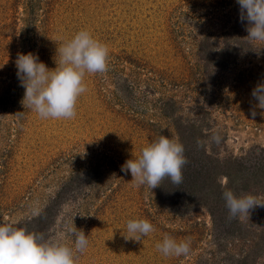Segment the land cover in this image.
Listing matches in <instances>:
<instances>
[{
	"label": "rangeland",
	"instance_id": "rangeland-1",
	"mask_svg": "<svg viewBox=\"0 0 264 264\" xmlns=\"http://www.w3.org/2000/svg\"><path fill=\"white\" fill-rule=\"evenodd\" d=\"M82 29L108 47V70L85 75L75 118L41 119L21 103L15 59L33 52L55 68L57 47ZM227 30L247 36L236 0H0V220L33 218L55 200L46 237L72 246L65 224L82 229L89 243L77 264H235L237 248L213 228L205 207L177 213L156 199V188L136 187L121 171L158 135L177 140L161 110L165 98L187 116L205 111L199 124L219 131L218 157L264 149V110L251 115L252 89L264 80V45L253 42L256 51L201 88L198 39ZM246 194L264 202L261 193ZM258 212L241 219L256 226ZM134 218L154 228L141 241L125 239ZM165 234L190 240L189 253H159ZM263 262L260 252L251 264Z\"/></svg>",
	"mask_w": 264,
	"mask_h": 264
},
{
	"label": "clouds",
	"instance_id": "clouds-1",
	"mask_svg": "<svg viewBox=\"0 0 264 264\" xmlns=\"http://www.w3.org/2000/svg\"><path fill=\"white\" fill-rule=\"evenodd\" d=\"M236 2L239 5V20L247 31L246 37L250 42L264 45V0ZM261 49L264 47L259 51ZM56 56L55 68H49L33 52L18 53L16 75L24 88L21 103L41 119L70 120L76 116L78 98L87 91L85 75L102 74L108 70L109 49L88 30L82 29L57 47ZM251 97L256 101L251 112L255 117L257 108L264 110V80L257 82ZM260 114L264 115V111ZM212 139L218 141L219 136L214 134ZM184 153L182 143L161 134L142 147L138 156L127 159L121 165V171L131 173L136 187L146 186L153 190L161 186L166 178L179 186L183 183L182 169L188 163ZM226 184L227 181L222 182V186ZM222 198L230 220L249 215L250 210L257 206L264 207V202H258L252 194L238 196L226 187ZM153 231V225L147 219H129L125 239L141 241ZM65 234L72 238V246L63 237H46L43 233L19 226L16 221L0 220V264H77L79 255L88 246L87 235L74 223L65 224ZM190 243V240L178 242L165 234L155 247L165 257H179L189 253Z\"/></svg>",
	"mask_w": 264,
	"mask_h": 264
},
{
	"label": "trees",
	"instance_id": "trees-1",
	"mask_svg": "<svg viewBox=\"0 0 264 264\" xmlns=\"http://www.w3.org/2000/svg\"><path fill=\"white\" fill-rule=\"evenodd\" d=\"M255 50L254 43L237 30H227L221 37L213 32L200 37L197 55L202 62L205 79L201 83L203 92L216 82L218 72L224 70L230 61ZM161 110L171 119L177 131V140L184 145L188 163L182 169L183 183L177 186L166 178L155 189L156 199L177 213H185L197 205L205 207L211 216L213 228L226 238V243L230 242L237 248L235 257L232 255L235 264H251L256 255L264 252V207H256L260 217L256 220V226L243 221L241 217L230 220L222 193L225 187L238 196L248 192L261 193L264 201V160L261 159L264 154H260L264 149L259 148L254 152V157L230 155L220 158L215 153L217 141L212 139L214 134L219 136L218 141L222 139L219 131L212 130L211 127L206 129L199 124L205 111L202 110L201 115L199 112L192 116L184 115L171 98L162 100ZM208 138L209 145L205 142ZM197 141L200 143L197 144ZM208 146L211 151L207 149ZM71 180L69 178L65 186L72 183ZM223 181H227L226 186H222ZM55 204V200L50 201L37 216L18 221V225L45 234L55 214Z\"/></svg>",
	"mask_w": 264,
	"mask_h": 264
}]
</instances>
